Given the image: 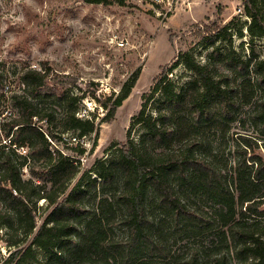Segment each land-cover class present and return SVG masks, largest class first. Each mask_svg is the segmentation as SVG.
I'll return each mask as SVG.
<instances>
[{"label": "trees", "instance_id": "16d2710c", "mask_svg": "<svg viewBox=\"0 0 264 264\" xmlns=\"http://www.w3.org/2000/svg\"><path fill=\"white\" fill-rule=\"evenodd\" d=\"M244 6L251 17L250 34L264 37V0H244ZM233 24L213 22L198 29L206 45L225 41L229 48L216 47L206 63L186 52L163 69L154 87L161 94L156 114H147L145 107L139 111L134 122L144 129L140 139L128 135L124 143H115L120 145L117 157L98 160L97 177L87 171L78 176L74 162L87 148L64 137L67 131L78 138L99 132L95 118L77 116L75 96H56L69 99L61 131L51 127L56 118L40 100L48 96L45 90L12 96L19 114L5 124L7 141L0 145V202L5 207L0 229L16 232L19 239L9 243L14 249L0 264H68L71 259L152 264L150 254L170 258L167 227L193 247L186 264H264V159L248 142L250 152L244 150L230 165L205 137L212 128L225 131L249 105L250 118L264 130V58L239 55L233 36L243 32L233 30ZM181 61L197 79L177 90L168 73ZM139 72L123 85L102 121L112 120ZM20 147L27 152L21 154ZM118 180L121 186L113 190ZM42 199L48 211L40 222ZM117 208L123 210L126 238H115L109 230ZM203 237L210 254L200 247Z\"/></svg>", "mask_w": 264, "mask_h": 264}, {"label": "rangeland", "instance_id": "374dc122", "mask_svg": "<svg viewBox=\"0 0 264 264\" xmlns=\"http://www.w3.org/2000/svg\"><path fill=\"white\" fill-rule=\"evenodd\" d=\"M123 2L0 0V145L7 141L5 124L19 114L12 103L14 94L31 95L35 90H45L48 96L40 100L56 118L51 127L60 131L69 99L59 100L56 96H75L77 116L95 118L100 122L99 132L78 138L74 131H67L64 137L87 148L81 160L74 162L78 176L87 171L97 177L94 171L97 161L117 157L120 145L114 147L115 143H124L128 135L136 142L140 139L144 129L134 122L139 111L145 107L147 114H156L155 100L161 94L155 93L154 87L163 69L181 60L186 52L206 63L216 47L229 48L225 41L206 45L198 37L199 28L234 20L233 30L241 29L243 33L234 31L232 47L243 58H264V37L250 34L251 17H246L249 15L244 0ZM137 70L140 72L128 98L117 108L112 120L102 121L123 85L132 80ZM168 79L181 90L195 81L197 75L181 61L169 71ZM252 106L241 108L239 119L225 131L212 128L205 135L213 152L230 165L241 158L244 150L250 152L248 142L254 145L253 152L264 159V130L250 118ZM19 151L24 154L27 149L20 147ZM25 172L28 177V170ZM120 186L118 180L112 189ZM87 202L93 205L92 200ZM39 206L41 222L48 211L45 199L40 200ZM2 208L5 207L0 202ZM122 211L116 209L109 228L115 238L128 236L127 227L121 223ZM165 232L170 258L150 254L152 264H186L193 247L184 241L182 234L172 233L171 228L167 227ZM18 239L16 232L0 229V260L14 249L9 243ZM205 241L203 237L200 247L204 254H210L211 250L203 247ZM38 253L43 259V252ZM68 264L79 262L71 259Z\"/></svg>", "mask_w": 264, "mask_h": 264}, {"label": "built area", "instance_id": "2783aa9c", "mask_svg": "<svg viewBox=\"0 0 264 264\" xmlns=\"http://www.w3.org/2000/svg\"><path fill=\"white\" fill-rule=\"evenodd\" d=\"M239 11H241V9H239ZM246 17H247V19H250L249 16H246Z\"/></svg>", "mask_w": 264, "mask_h": 264}]
</instances>
